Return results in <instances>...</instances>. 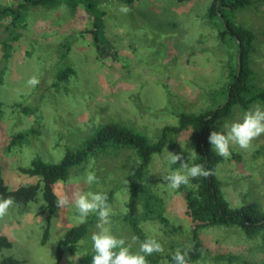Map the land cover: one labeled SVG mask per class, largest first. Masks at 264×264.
<instances>
[{"label": "rangeland", "instance_id": "374dc122", "mask_svg": "<svg viewBox=\"0 0 264 264\" xmlns=\"http://www.w3.org/2000/svg\"><path fill=\"white\" fill-rule=\"evenodd\" d=\"M20 1L0 0V6ZM211 1L136 0L131 4L100 0L99 6L106 11L105 34L115 50L107 56L98 53L87 32L92 20L82 1L76 7L66 2L52 8L29 7L20 26L10 27L9 18L1 20L0 166L6 184L15 188L37 182V177L21 172L20 167L29 166L35 157L59 161L67 148L79 146L99 124L122 122L156 140L164 125L178 122L179 112H201L223 102L221 90L229 80L230 62L237 49L230 36L220 37L219 27L208 18ZM121 6H127L129 11L121 12ZM226 15L254 30V81L264 88V0L226 10ZM2 40L11 44L7 61L3 58ZM65 44L69 49L62 57L68 48ZM66 64L75 73L57 83L56 74ZM33 76L39 83L30 86L27 81ZM256 104L264 106V102L257 101L251 107ZM250 108L235 105L231 117L218 122L214 131L226 132ZM27 129L35 130L28 141L11 144L13 135ZM184 150L193 152L187 130L180 134L176 148L166 147L150 164L147 181L161 199L168 224L143 218L145 209L140 205L144 233L164 247V253L147 257L149 264H170L169 254L192 247L194 223L186 213L185 197L179 189H169L163 180L171 170L179 168L168 164V151L180 155ZM230 151V157L217 166L226 199L232 207L257 204L264 210V134L252 142L251 148L232 145ZM233 152L240 158L233 157ZM138 163L132 149H108L91 156L69 175L82 178L88 171L96 173L98 183L87 185L81 179L79 187L107 193L112 210L108 227L114 235L124 238L133 252L138 251L143 239L124 218L131 193L126 177ZM68 178L63 180L65 189L72 187L67 184ZM54 186L58 187L56 183ZM73 215L72 210L61 213L58 209L50 236L43 243L47 212L42 192L36 201L23 206L14 204L0 219V236H8L13 243L0 252V260L12 255L22 260L19 264H83L80 258L92 253L90 237L98 231L95 214L88 217L89 231L77 250L72 253L65 249L57 263L58 242L68 228L76 225ZM199 234L203 254L190 264H260L263 259L261 234L250 238L237 226L204 227ZM220 255L233 259L219 258Z\"/></svg>", "mask_w": 264, "mask_h": 264}, {"label": "trees", "instance_id": "16d2710c", "mask_svg": "<svg viewBox=\"0 0 264 264\" xmlns=\"http://www.w3.org/2000/svg\"><path fill=\"white\" fill-rule=\"evenodd\" d=\"M81 1L85 3L86 10L92 20V26L87 32L92 35L98 53L106 56L114 54V47L105 34L106 11L99 6L100 0H21L17 4L0 6V28L2 26L1 20L7 18L11 19L10 27L20 26L29 7L46 6L52 8L64 2L71 7H76ZM123 1L132 4L136 0ZM176 1L183 3L188 0ZM252 4L253 0H212L207 8L208 18L220 29V37L230 36L237 49L235 58L230 62L229 80L221 90L224 99L219 105L201 112H179L177 115L178 122L164 125L156 140H152L146 133L122 122L110 121L99 124L93 134L85 138L79 146L67 148L59 161L48 162L41 157H35L29 166H21V172L38 178V181L34 183L10 188L6 184L0 166V197L11 196L14 198L15 204L23 206L36 201L39 192H42L47 212L43 243L50 236L53 215L59 209L56 204V196L53 193L54 184L58 180H66L74 168L88 161L91 156L108 149L129 148L135 151L139 159L137 167L126 177L131 193L126 202L127 212L124 218L133 231L143 240L147 238L140 223V205H143L145 209L143 218L158 219L164 224H168V219L162 213L161 199L152 190L149 181H147V176L153 157L164 152L166 147L176 148L180 134L187 130L191 133L193 151L195 150L197 154L193 157V152L182 151L180 155L183 159L180 163L187 161L190 166L196 163L203 164L213 174L207 178L198 177L192 180L191 184L194 187L181 186L179 189L185 197L186 213L194 223L192 247L181 251H188L190 263H192L203 254L204 248L199 234L201 228L237 226L250 238L261 234L263 259L260 264H264V210L260 209L257 204H244L240 207L230 205L217 175V166L225 158L216 154L208 139L218 122L231 117L235 105L248 109L257 101L264 102V88L256 85L254 81L255 70L252 65L256 34L252 28L237 23L234 19L227 18L226 15V10H235ZM15 39H18V36H15ZM2 46L3 58L4 61H7L10 57L11 44L2 40ZM65 46L68 48L62 57L67 56L69 49L68 44ZM74 73V68L68 64L59 68L56 74L57 83H63ZM1 79L2 70H0ZM1 108L2 103L0 102V111ZM33 131L35 130L27 129L13 135L11 144L28 141V137L34 133ZM240 156V154L233 152V157L240 158ZM173 166L175 168L180 167L179 164ZM111 196L112 193H110ZM174 229L176 228L174 227ZM88 231V223L76 224L68 228L57 245V263L62 260L65 249L72 253L77 250L80 240L87 235ZM12 244L8 236H0V252L4 248L12 247ZM92 255L93 253L82 255L81 262L91 264ZM172 255L173 253L168 255L170 264H174ZM219 258L233 259L232 256L228 255H220ZM21 262V259L12 255L5 256L0 260V264H19Z\"/></svg>", "mask_w": 264, "mask_h": 264}, {"label": "clouds", "instance_id": "9594fccd", "mask_svg": "<svg viewBox=\"0 0 264 264\" xmlns=\"http://www.w3.org/2000/svg\"><path fill=\"white\" fill-rule=\"evenodd\" d=\"M120 11L127 13L129 9L127 6H121ZM38 83L39 81L35 76L30 77L27 81L30 86H35ZM262 134H264V106L256 104L244 113L242 120L233 122L226 132L212 131L208 139L217 155L228 158L231 155L232 145L247 150L252 147V142ZM196 154L194 150L193 157ZM182 159L181 155L168 151V164L170 166L180 165L179 168L171 170L167 176L163 177L167 187L171 190H178L181 186L194 187L191 184L192 180L198 177L207 178L213 174L203 164L196 163L190 166L187 161L180 163ZM81 179L87 185L98 183L96 173L88 171L82 178H68L67 184L72 185L71 189H65V181L58 180L56 182L58 187H53V193L61 213L65 210L74 212L71 219L76 224L87 223L88 217L92 214L97 216L96 228L98 231L93 232L90 237L93 253L91 264H149L148 256L164 253L163 245L152 236L141 241L138 251L133 252L126 240L114 235L108 227L111 223L112 210L108 203L107 193L83 190L79 187ZM15 203L11 196L0 197V219L8 215L10 208ZM73 258L70 257L71 260ZM172 260L174 264H190L188 251H181L180 249L173 253ZM196 264H204V261H197Z\"/></svg>", "mask_w": 264, "mask_h": 264}]
</instances>
